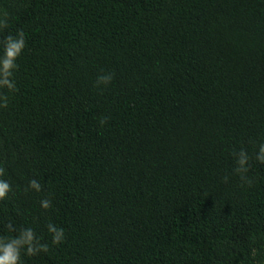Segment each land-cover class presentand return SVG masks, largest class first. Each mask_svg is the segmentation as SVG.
Wrapping results in <instances>:
<instances>
[{
  "label": "trees",
  "instance_id": "obj_1",
  "mask_svg": "<svg viewBox=\"0 0 264 264\" xmlns=\"http://www.w3.org/2000/svg\"><path fill=\"white\" fill-rule=\"evenodd\" d=\"M0 16V38L26 40L0 89V236L47 245L23 264H264V0H0Z\"/></svg>",
  "mask_w": 264,
  "mask_h": 264
},
{
  "label": "clouds",
  "instance_id": "obj_2",
  "mask_svg": "<svg viewBox=\"0 0 264 264\" xmlns=\"http://www.w3.org/2000/svg\"><path fill=\"white\" fill-rule=\"evenodd\" d=\"M5 16H0V30L6 27ZM26 46L25 35L22 29H17L15 33L3 34L0 38V89H7L9 93L15 91L16 81L14 73L18 67L17 58L22 54ZM113 78V73L105 72L96 77L97 85H107ZM8 97L0 95V108L7 106ZM102 122V121H101ZM235 167L233 171L239 175L245 184H251L252 178L248 176L249 156L244 149L234 153ZM255 159L264 163V141L257 145ZM3 168H0V199L4 198L11 190L9 181L2 178ZM227 179V177H225ZM28 188L39 192L41 185L36 179L28 181ZM51 201L48 198H41L40 207L48 209ZM11 227V226H10ZM47 232L51 234V242L57 244L64 239V229L56 224L49 222ZM47 245L39 243L30 227L19 229L15 235L0 236V264H23L24 255H33L39 250H46ZM255 255V249H253Z\"/></svg>",
  "mask_w": 264,
  "mask_h": 264
}]
</instances>
